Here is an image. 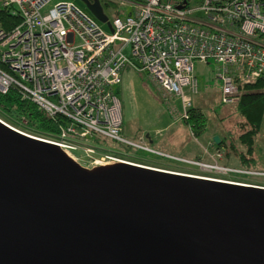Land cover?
Returning <instances> with one entry per match:
<instances>
[{
  "label": "built area",
  "instance_id": "obj_1",
  "mask_svg": "<svg viewBox=\"0 0 264 264\" xmlns=\"http://www.w3.org/2000/svg\"><path fill=\"white\" fill-rule=\"evenodd\" d=\"M51 1L1 2L19 23L8 30L0 24V94L15 89L58 122L53 135L13 129L58 146L74 160L79 152L93 153L98 140L121 150L99 165L122 162L184 173L125 158L139 152L190 165L206 175H184L217 182L251 185L230 176L261 175L220 164L221 152L212 154V162L190 160L153 148L146 137L125 138L116 88L126 70L143 73L179 102L186 121L198 93L194 64L212 61L220 67L222 103L236 104L239 85L264 78V0H111L117 9L107 32L72 3Z\"/></svg>",
  "mask_w": 264,
  "mask_h": 264
},
{
  "label": "water",
  "instance_id": "obj_2",
  "mask_svg": "<svg viewBox=\"0 0 264 264\" xmlns=\"http://www.w3.org/2000/svg\"><path fill=\"white\" fill-rule=\"evenodd\" d=\"M0 264H264V188L86 168L0 120Z\"/></svg>",
  "mask_w": 264,
  "mask_h": 264
},
{
  "label": "rangeland",
  "instance_id": "obj_3",
  "mask_svg": "<svg viewBox=\"0 0 264 264\" xmlns=\"http://www.w3.org/2000/svg\"><path fill=\"white\" fill-rule=\"evenodd\" d=\"M2 0H0V9ZM58 2H70L85 14L91 15L81 0H52L51 5ZM103 14L108 21H111L116 4L111 0H99ZM1 24V22H0ZM101 29L108 31L106 24L99 23ZM1 27L4 26L1 24ZM219 65L209 61L206 64L195 63L193 73L198 81V94L191 97V104L194 110L200 112L206 121L205 131L199 136L192 135L190 128L180 118V104L172 97L165 95L146 75L133 72L126 73L117 87L118 99L122 112V135L127 139H143L148 135L152 147L168 153L182 155L187 149L195 150L194 155L187 159L212 162V154L221 152L218 162L233 168H241L239 161L234 155L225 156L224 147H216L211 139L212 134L221 135V139L229 141L235 139L244 129L239 128L242 118L236 112V104L226 105L221 101L220 81L217 79ZM0 120L9 126L26 133L28 128L27 120L23 116L16 117L12 113L7 116L0 109ZM32 133V132H31ZM32 136H45L43 133H32ZM215 136V135H214ZM97 149L93 153L79 152L75 161L81 166L92 168L107 162L105 155L119 153L121 150L112 143H102L100 140L94 142ZM256 150V163L254 172L257 176H230L232 180L244 184L264 186V116L261 129L254 139ZM239 151L245 148L237 144ZM185 154V153H184ZM127 160L140 164H148L155 168L184 172L183 174L206 175L190 165L166 161L157 157H148L142 153L129 152ZM184 158V157H182ZM247 170V169H246ZM209 174V173H208Z\"/></svg>",
  "mask_w": 264,
  "mask_h": 264
},
{
  "label": "trees",
  "instance_id": "obj_4",
  "mask_svg": "<svg viewBox=\"0 0 264 264\" xmlns=\"http://www.w3.org/2000/svg\"><path fill=\"white\" fill-rule=\"evenodd\" d=\"M0 22L8 30L19 23V18L0 9ZM0 109L7 116L12 113L16 114V117L23 116L29 128L27 133L53 135L57 132L58 122L55 123L34 104L22 100L15 89H10L4 95L0 94ZM236 112L243 119L239 128L244 130L235 139L226 141L220 138V143L215 146L224 147L225 156L234 155L240 163V169H254L256 163L254 139L261 129L264 116V78H258L250 84L239 85ZM185 123L195 137H199L205 131V117L193 108L189 110V118ZM237 144L243 146L245 150L239 151Z\"/></svg>",
  "mask_w": 264,
  "mask_h": 264
},
{
  "label": "crops",
  "instance_id": "obj_5",
  "mask_svg": "<svg viewBox=\"0 0 264 264\" xmlns=\"http://www.w3.org/2000/svg\"><path fill=\"white\" fill-rule=\"evenodd\" d=\"M130 71V70H129ZM128 72V70H126L124 73H123V75H122V78H123V76L124 75H126V73ZM220 88V87H219ZM118 89L116 88V92H117V96H118ZM198 94V93H197ZM196 94V95H197ZM193 108V107H192ZM214 135H217L218 137H219V139L221 138V135H219V134H212L211 135V139L213 138V136ZM145 137L148 139V141H149V137H148V135H145ZM150 142V141H149ZM151 143V142H150ZM152 145V144H151ZM158 150V149H157ZM159 151H162V152H165V153H167V154H170V155H173V156H177V157H184V158H187V157H189V158H191L193 155H194V151L195 150H191V149H187V150H185L184 152L182 151V152H180L182 155H177V154H172V153H168V152H166V151H163V150H159ZM185 153V154H184Z\"/></svg>",
  "mask_w": 264,
  "mask_h": 264
},
{
  "label": "bare ground",
  "instance_id": "obj_6",
  "mask_svg": "<svg viewBox=\"0 0 264 264\" xmlns=\"http://www.w3.org/2000/svg\"><path fill=\"white\" fill-rule=\"evenodd\" d=\"M5 123V122H4ZM135 162V161H134ZM78 163V162H77Z\"/></svg>",
  "mask_w": 264,
  "mask_h": 264
}]
</instances>
